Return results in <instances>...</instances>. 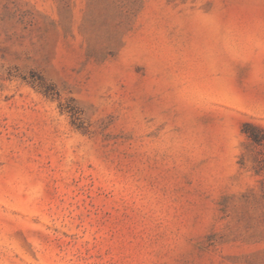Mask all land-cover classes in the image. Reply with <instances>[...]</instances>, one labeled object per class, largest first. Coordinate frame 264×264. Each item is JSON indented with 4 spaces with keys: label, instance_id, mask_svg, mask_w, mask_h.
I'll return each instance as SVG.
<instances>
[{
    "label": "rangeland",
    "instance_id": "1",
    "mask_svg": "<svg viewBox=\"0 0 264 264\" xmlns=\"http://www.w3.org/2000/svg\"><path fill=\"white\" fill-rule=\"evenodd\" d=\"M0 264H264V0H0Z\"/></svg>",
    "mask_w": 264,
    "mask_h": 264
}]
</instances>
